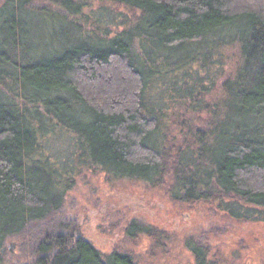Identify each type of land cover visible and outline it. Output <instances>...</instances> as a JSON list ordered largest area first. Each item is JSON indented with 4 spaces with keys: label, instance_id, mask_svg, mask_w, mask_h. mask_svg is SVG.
<instances>
[{
    "label": "trees",
    "instance_id": "1",
    "mask_svg": "<svg viewBox=\"0 0 264 264\" xmlns=\"http://www.w3.org/2000/svg\"><path fill=\"white\" fill-rule=\"evenodd\" d=\"M32 1L61 8L71 0H4L0 9L2 20L9 16L0 25V86L21 102L0 100V251L16 239L28 257L19 264H135L127 253L101 254L67 222L63 201L76 169L61 161L55 169V158L40 148L43 134L29 119L39 107L71 131L77 159L108 176L152 188L169 179V198L179 204L264 209V0H93L126 8L136 23L105 45L80 41L38 59L25 53L22 12ZM233 44L239 61L222 83V108L209 110L204 130L182 119L191 146L169 147L168 108L150 101L147 91L158 84L161 92L171 76L176 86L194 73L213 81L227 65L222 49ZM202 48L213 49V62H201ZM169 58L177 67L170 72ZM199 61V74L179 72ZM200 107L183 114L197 115ZM65 115L86 122L83 129ZM139 236L160 238L130 222L125 237ZM187 248L195 264H206L202 248L190 242Z\"/></svg>",
    "mask_w": 264,
    "mask_h": 264
},
{
    "label": "rangeland",
    "instance_id": "2",
    "mask_svg": "<svg viewBox=\"0 0 264 264\" xmlns=\"http://www.w3.org/2000/svg\"><path fill=\"white\" fill-rule=\"evenodd\" d=\"M3 3L4 0H0V9ZM22 14L27 23L25 53L28 58L37 59L52 56L80 41L105 45L120 33H128L137 21L135 14L122 6L93 0H71L61 8L43 1H32L23 8ZM7 16L5 12L3 20ZM3 20L0 18V25ZM3 36L5 39L6 35ZM202 50L199 55L201 62H213V49ZM222 50L227 65L222 72L218 70L217 74H213V81L197 79L194 73L193 77L184 78L185 82L181 80V85L176 86L171 85L176 76H171L161 83V92L158 84L147 91L150 101L156 100L159 105L165 102L168 108L170 120L164 135L169 147L191 146V139L182 127V119H186L191 127L204 130L210 120L209 110L222 108L225 98L222 83L231 79L239 61L235 44ZM164 64V70L168 72L177 68L170 58ZM199 67L200 61L193 62L188 69L179 72L199 74ZM196 81H199L196 85L200 87L194 90ZM5 88V85L0 86V100L21 104ZM16 94L19 96V93ZM199 104L201 107L197 115L183 114ZM37 110L39 112L31 111L29 119L34 123L36 133L43 134L40 148L55 158L50 159L55 169H58V161L76 169L72 176V188L65 192L63 214L67 222L76 225L79 234L101 254L107 256L114 251L127 253L133 257L135 264H195L187 248L190 242L206 252V264H264V209L242 204L236 205V209L227 205L226 210L216 205L179 204L169 198V179L166 186L152 188L142 181L108 176L86 158L77 159L71 131L63 128L54 118L49 120L45 117L40 107ZM64 117L80 129L86 123L75 116ZM46 123L50 125L44 127ZM227 210L241 215L231 217ZM132 221L153 228L160 238L154 240L139 236L135 240L127 239L125 230ZM10 244L15 245L13 252L9 251ZM3 249L5 252L1 256L4 264H19L28 260L26 251L20 250L16 239L8 241Z\"/></svg>",
    "mask_w": 264,
    "mask_h": 264
},
{
    "label": "water",
    "instance_id": "3",
    "mask_svg": "<svg viewBox=\"0 0 264 264\" xmlns=\"http://www.w3.org/2000/svg\"><path fill=\"white\" fill-rule=\"evenodd\" d=\"M14 248H15V245L14 244H10L9 251L13 252ZM4 252H5V249L2 248L1 251H0L1 255H3Z\"/></svg>",
    "mask_w": 264,
    "mask_h": 264
}]
</instances>
